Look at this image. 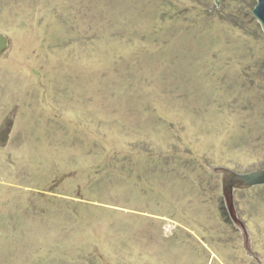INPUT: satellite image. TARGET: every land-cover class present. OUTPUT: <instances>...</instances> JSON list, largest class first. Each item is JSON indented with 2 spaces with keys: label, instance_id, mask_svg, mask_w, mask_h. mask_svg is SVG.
Masks as SVG:
<instances>
[{
  "label": "rangeland",
  "instance_id": "obj_1",
  "mask_svg": "<svg viewBox=\"0 0 264 264\" xmlns=\"http://www.w3.org/2000/svg\"><path fill=\"white\" fill-rule=\"evenodd\" d=\"M255 5L0 0V264H258L210 170L264 169Z\"/></svg>",
  "mask_w": 264,
  "mask_h": 264
},
{
  "label": "water",
  "instance_id": "obj_2",
  "mask_svg": "<svg viewBox=\"0 0 264 264\" xmlns=\"http://www.w3.org/2000/svg\"><path fill=\"white\" fill-rule=\"evenodd\" d=\"M214 2L219 6L222 0H214ZM252 14L259 22L264 32V0H256V5L252 9ZM8 45L9 39L6 35L0 33V54ZM210 170L213 174L219 175L221 178V194L224 206L230 221L240 232L242 247L245 254L253 257L258 264H260L258 254L252 249V237L247 227L248 219L237 191L264 185V169L254 170L247 173H238L226 166L219 165L212 167Z\"/></svg>",
  "mask_w": 264,
  "mask_h": 264
},
{
  "label": "trees",
  "instance_id": "obj_3",
  "mask_svg": "<svg viewBox=\"0 0 264 264\" xmlns=\"http://www.w3.org/2000/svg\"><path fill=\"white\" fill-rule=\"evenodd\" d=\"M224 215H226V213L224 212Z\"/></svg>",
  "mask_w": 264,
  "mask_h": 264
}]
</instances>
